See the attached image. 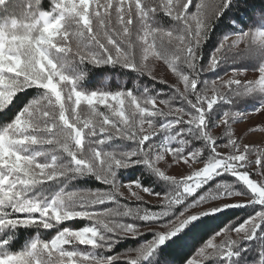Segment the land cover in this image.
Here are the masks:
<instances>
[{
    "label": "snow or ice",
    "instance_id": "obj_1",
    "mask_svg": "<svg viewBox=\"0 0 264 264\" xmlns=\"http://www.w3.org/2000/svg\"><path fill=\"white\" fill-rule=\"evenodd\" d=\"M257 133L264 0H0V264H264Z\"/></svg>",
    "mask_w": 264,
    "mask_h": 264
},
{
    "label": "trees",
    "instance_id": "obj_2",
    "mask_svg": "<svg viewBox=\"0 0 264 264\" xmlns=\"http://www.w3.org/2000/svg\"><path fill=\"white\" fill-rule=\"evenodd\" d=\"M257 3H259V0H257ZM206 47H208L206 45ZM105 74V73H104ZM106 74L114 75L113 73L109 72ZM166 87H163V89ZM136 170H131V175L129 178L135 179L136 178ZM246 215L245 210L237 209V210H229L226 213L221 214L223 217L222 220H213L209 221L208 224H205L204 227L197 229L195 232L191 233L189 236H187L185 239L181 240L179 243L172 245L171 247H166L165 250H162L161 252V261H172L174 264H182L183 260L187 258L188 256L192 255L195 251V248L198 246V243L200 242V237L202 235H205V233L208 230L209 224L211 225H219L223 226V223H225L228 219L232 218H242ZM135 241H132V243H122L118 245V251H125L129 248L135 247L134 245Z\"/></svg>",
    "mask_w": 264,
    "mask_h": 264
},
{
    "label": "rangeland",
    "instance_id": "obj_3",
    "mask_svg": "<svg viewBox=\"0 0 264 264\" xmlns=\"http://www.w3.org/2000/svg\"><path fill=\"white\" fill-rule=\"evenodd\" d=\"M156 68H157V75L163 76L166 79V81L168 82L165 84H157L156 87L160 88V89H163V87H166V88H164V91L167 92L169 90V84H171L175 81V77L170 72H165L164 66H162L159 63L156 65ZM212 75L213 74H211V73L208 74L209 77H211ZM118 78H119L118 75H111V74L105 73L99 77V82H104L106 80L108 85L111 87L117 82ZM123 79L126 80L127 77H123ZM144 81H145V83H147V78H144ZM260 119H261V117H259V116L250 117V120L256 121L257 123L260 121ZM234 129L236 130L237 133L242 134L245 132L246 129H248V122L242 123L238 126H234ZM221 131H222V129H221ZM262 135H264V134H260V133L255 134L254 136H252L250 138L249 142H255L256 144H259V141L261 140ZM146 199H148V198L146 197ZM150 203L156 204L157 199L155 197L151 198ZM231 210H237V209H231ZM67 223H69L71 225H75V226H80V224L85 223V222H79V223L78 222H67ZM122 243H132V240L122 241L121 244ZM134 245L136 246V242L134 243ZM118 248L119 247L117 246L116 250H118Z\"/></svg>",
    "mask_w": 264,
    "mask_h": 264
}]
</instances>
